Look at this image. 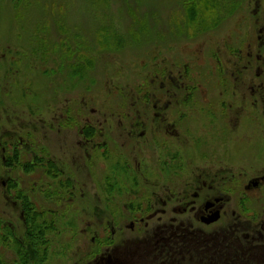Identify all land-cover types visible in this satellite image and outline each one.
<instances>
[{"label": "rangeland", "instance_id": "374dc122", "mask_svg": "<svg viewBox=\"0 0 264 264\" xmlns=\"http://www.w3.org/2000/svg\"><path fill=\"white\" fill-rule=\"evenodd\" d=\"M167 75L208 76L215 121L196 108L188 129L160 128ZM4 147L54 225L48 264H110L143 231L129 222L186 221L204 182L244 190L264 175V0H0V189Z\"/></svg>", "mask_w": 264, "mask_h": 264}, {"label": "flooded vegetation", "instance_id": "af4514ba", "mask_svg": "<svg viewBox=\"0 0 264 264\" xmlns=\"http://www.w3.org/2000/svg\"><path fill=\"white\" fill-rule=\"evenodd\" d=\"M250 57L252 58V55ZM170 76L167 75L166 78L167 84H170L169 87L166 86L167 84L165 86L158 84V115H156L158 126L172 130H176L178 126H186L188 129L191 126L188 120H191L198 112L196 108H200L202 114L214 122L217 109L210 100V91L207 88V86L210 88L209 77L196 75L197 79H191L189 84L185 81V84L183 82L180 86L177 84L178 81ZM220 76L224 75H217L215 78ZM215 85L217 86L218 83ZM204 94L208 97L205 98ZM182 106L187 108L186 112L180 111ZM238 108L236 106L232 114L235 121L239 118L236 111L241 113V109ZM220 109L221 106L219 111ZM173 110L176 112L172 113ZM144 119L147 120V118ZM14 139L12 136L10 140H6V143L13 142ZM87 142L91 144L93 139ZM6 146L9 148V144ZM99 147L106 148V144L94 146V148ZM6 149L2 148L3 155L7 154ZM18 153L16 148L3 159L8 176L1 183L0 189L5 193H3L4 196H0L2 198L0 202V264H20L17 261L15 243H23L21 244L23 249L27 247L29 249L30 247L24 243L36 238L28 235L29 228L31 229L34 225L44 228L43 236L41 235L44 244L38 247L44 259L43 262L34 260L27 264H48L49 252L52 251L48 238L50 231L46 230V227H50L51 222H37L33 216L31 219L34 225L28 223L29 216L35 214L38 207L33 194L25 197L19 181L13 177L21 166ZM9 185H11V194L8 193ZM220 187L214 188L212 185H205L204 182L203 186L196 187L189 202L188 192H185V196L181 193L182 201L187 202L186 207L180 209L182 211L180 215H187L186 221L171 222L168 226H162V224L158 226V222L146 220L137 223L129 222L127 230L130 233L140 226L143 231L139 233L140 235L127 238L123 248L118 251L121 253L119 258L124 264H264V175L253 178L250 186H246L244 190L235 191L231 197L222 194ZM241 192L243 196L237 198ZM25 201H28L31 207L25 206ZM10 206L13 211L20 207L23 236L18 233V227L13 226L12 218H9L6 210ZM255 206L259 210L258 214L255 212ZM155 207L156 204L153 205V210ZM52 226L54 228V225ZM114 230L111 228L110 237L105 240L112 247H115L116 231ZM93 244H96L95 240H92ZM119 258L117 255L110 264H118Z\"/></svg>", "mask_w": 264, "mask_h": 264}, {"label": "trees", "instance_id": "16d2710c", "mask_svg": "<svg viewBox=\"0 0 264 264\" xmlns=\"http://www.w3.org/2000/svg\"><path fill=\"white\" fill-rule=\"evenodd\" d=\"M24 204L27 207H31V205L29 204L28 201H25ZM33 216H35V214H33L32 216H29V221L30 222H28V223H31V225L34 223V222H32V219H31V218H33ZM43 230H44L43 227H38V226H35V225L32 226L31 229L29 228L28 235L30 237H32V236H35L36 237V238L30 239L29 241H27L26 243H24V244H26L27 246L30 247L29 249H28V247H27V249H23V247H22L23 243H19V242L18 243H15L16 254H17V259H18L17 261H19L20 264H27V263H29L31 261H34V260H36V262H43V259L44 258L41 257V254H40L41 251H39V248H38L39 246H41L42 244H44V242H43L44 239L41 238L43 236L42 235ZM46 230H49V231L52 232L53 231L52 224H50V227H46ZM32 246H35V247H32ZM9 261H10V259H9Z\"/></svg>", "mask_w": 264, "mask_h": 264}]
</instances>
